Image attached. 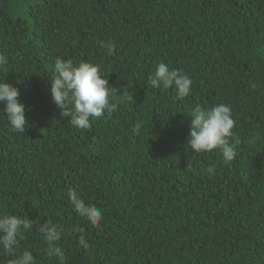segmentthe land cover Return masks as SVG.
Masks as SVG:
<instances>
[{"label": "trees", "instance_id": "trees-1", "mask_svg": "<svg viewBox=\"0 0 264 264\" xmlns=\"http://www.w3.org/2000/svg\"><path fill=\"white\" fill-rule=\"evenodd\" d=\"M0 53L28 121L16 133L0 114V210L59 226L66 264H264V0H0ZM57 56L100 64L117 110L72 126L50 93ZM160 62L191 77L184 100L148 84ZM218 103L235 120L230 163L187 144L190 109ZM46 248L36 224L20 241L58 264Z\"/></svg>", "mask_w": 264, "mask_h": 264}, {"label": "clouds", "instance_id": "clouds-1", "mask_svg": "<svg viewBox=\"0 0 264 264\" xmlns=\"http://www.w3.org/2000/svg\"><path fill=\"white\" fill-rule=\"evenodd\" d=\"M108 56L114 54L115 45L111 42H100ZM8 56L0 53V72L7 73L9 68ZM192 79L181 69L170 68L168 64L160 62L153 73L149 74L148 84L155 89H173L175 98L184 100L192 93ZM50 93L52 102L61 109L62 117H70V123L77 129H90L92 121L107 112L111 114L117 110L115 103L117 88L109 85L108 78L101 70V65L92 61H74L71 58L57 56L51 73ZM20 89L9 83L3 76L0 79V114L6 117L11 131L24 133L27 126L26 108L19 99ZM6 114V115H5ZM190 119V134L187 144L196 153L218 150L223 161L230 163L235 155V144L229 143V137L234 135L235 120L230 106L218 103L210 107L196 104L188 113ZM141 123L137 122L134 131L138 132ZM208 173H214V167L209 165ZM67 196L73 211L92 226H98L102 220V211L95 205H90L77 193L74 188L68 189ZM36 230L46 243V255L55 258L58 264H66L67 257L58 242L62 237V229L51 220L38 223L27 214H14L0 210V251L15 256L8 260L0 257V264H36V258L28 249L20 250V241L25 234ZM70 232H82L78 226ZM78 246L84 250L90 244L83 234L78 237Z\"/></svg>", "mask_w": 264, "mask_h": 264}]
</instances>
